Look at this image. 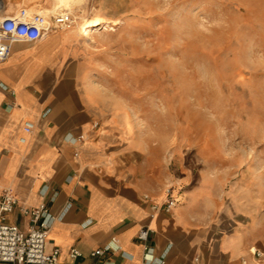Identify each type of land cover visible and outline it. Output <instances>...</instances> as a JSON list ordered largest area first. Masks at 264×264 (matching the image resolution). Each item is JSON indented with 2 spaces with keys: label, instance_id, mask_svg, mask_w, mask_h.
<instances>
[{
  "label": "crops",
  "instance_id": "crops-1",
  "mask_svg": "<svg viewBox=\"0 0 264 264\" xmlns=\"http://www.w3.org/2000/svg\"><path fill=\"white\" fill-rule=\"evenodd\" d=\"M100 40L77 25L57 28L14 42L0 63V200L10 190L19 207L44 203L53 217L46 250L58 247L67 264H142L143 227L164 264H264L251 252H264V160L254 171L210 133L194 156L171 132L157 140L149 117L130 107L137 101L125 95L124 66L102 59ZM170 195L176 205L167 211ZM19 207L7 220L27 229Z\"/></svg>",
  "mask_w": 264,
  "mask_h": 264
},
{
  "label": "rangeland",
  "instance_id": "rangeland-1",
  "mask_svg": "<svg viewBox=\"0 0 264 264\" xmlns=\"http://www.w3.org/2000/svg\"><path fill=\"white\" fill-rule=\"evenodd\" d=\"M1 1L7 12H69L81 34H102V59L124 66L125 95L137 101L130 107L149 117L157 140L171 132L173 145L186 143L194 156L198 139L210 133L231 157L260 169L264 0ZM179 154L168 157L175 174Z\"/></svg>",
  "mask_w": 264,
  "mask_h": 264
},
{
  "label": "built area",
  "instance_id": "built-area-1",
  "mask_svg": "<svg viewBox=\"0 0 264 264\" xmlns=\"http://www.w3.org/2000/svg\"><path fill=\"white\" fill-rule=\"evenodd\" d=\"M73 25L74 21L69 12L46 16L23 7L7 12L0 0V63L9 58L14 42H36L53 29H68ZM32 127V122L24 123L26 131ZM77 139L82 140L83 135H79ZM175 205L176 200L170 195L164 205L165 210L169 211ZM17 207L18 199L10 190H6L0 200V264H67L59 260L58 247L52 251L46 250L47 231L53 218L48 207L44 203L35 207H19L21 214L28 219L27 229L7 220L8 214L14 212ZM151 232L149 227H143L138 234V239L145 245L142 264H164L166 253L156 257L154 247L147 244ZM112 243H116L115 237L112 238ZM109 250H112V247H99L92 251V255L100 256ZM251 252L259 262L264 257V252L256 248ZM81 255L75 247L69 251L71 259H77ZM243 264H247V261L243 260Z\"/></svg>",
  "mask_w": 264,
  "mask_h": 264
},
{
  "label": "bare ground",
  "instance_id": "bare-ground-1",
  "mask_svg": "<svg viewBox=\"0 0 264 264\" xmlns=\"http://www.w3.org/2000/svg\"><path fill=\"white\" fill-rule=\"evenodd\" d=\"M64 3H68L70 5H76L80 0H61ZM90 23H96V20H91Z\"/></svg>",
  "mask_w": 264,
  "mask_h": 264
}]
</instances>
